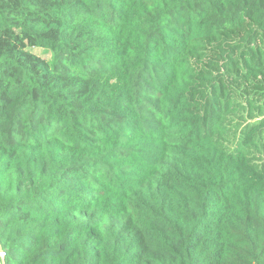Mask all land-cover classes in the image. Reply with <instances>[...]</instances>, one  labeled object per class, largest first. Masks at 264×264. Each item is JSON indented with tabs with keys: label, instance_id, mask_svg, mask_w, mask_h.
Listing matches in <instances>:
<instances>
[{
	"label": "trees",
	"instance_id": "trees-1",
	"mask_svg": "<svg viewBox=\"0 0 264 264\" xmlns=\"http://www.w3.org/2000/svg\"><path fill=\"white\" fill-rule=\"evenodd\" d=\"M0 264H264V0H0Z\"/></svg>",
	"mask_w": 264,
	"mask_h": 264
},
{
	"label": "built area",
	"instance_id": "built-area-1",
	"mask_svg": "<svg viewBox=\"0 0 264 264\" xmlns=\"http://www.w3.org/2000/svg\"><path fill=\"white\" fill-rule=\"evenodd\" d=\"M5 255H6V253L5 252H0V258H4L5 257Z\"/></svg>",
	"mask_w": 264,
	"mask_h": 264
},
{
	"label": "water",
	"instance_id": "water-1",
	"mask_svg": "<svg viewBox=\"0 0 264 264\" xmlns=\"http://www.w3.org/2000/svg\"><path fill=\"white\" fill-rule=\"evenodd\" d=\"M0 252H2V245H1V243H0Z\"/></svg>",
	"mask_w": 264,
	"mask_h": 264
}]
</instances>
